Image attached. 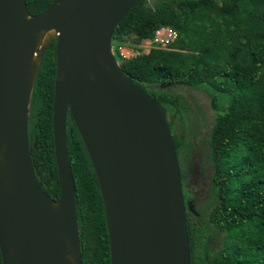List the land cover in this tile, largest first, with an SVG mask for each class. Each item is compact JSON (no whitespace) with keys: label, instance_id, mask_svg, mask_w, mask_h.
Masks as SVG:
<instances>
[{"label":"water","instance_id":"water-1","mask_svg":"<svg viewBox=\"0 0 264 264\" xmlns=\"http://www.w3.org/2000/svg\"><path fill=\"white\" fill-rule=\"evenodd\" d=\"M137 1L54 0L30 15L27 0H0V158L4 154L7 164L0 167L3 264H70L69 244L83 264L69 112L99 181L111 264H191L181 166L166 110L124 74L113 51L114 31ZM52 29L58 32V199L40 185L29 139L30 100L41 66L32 80L30 61L39 35Z\"/></svg>","mask_w":264,"mask_h":264},{"label":"trees","instance_id":"trees-1","mask_svg":"<svg viewBox=\"0 0 264 264\" xmlns=\"http://www.w3.org/2000/svg\"><path fill=\"white\" fill-rule=\"evenodd\" d=\"M53 1L27 0L28 13L38 15ZM216 1L159 0L152 6L149 0H138L115 29L113 40L138 42L162 25L178 30L179 38L170 48L121 61V68L165 108L179 158L183 150L194 151L196 142L189 147L185 131H175L185 125V104L174 89L198 79L214 100L219 95L229 98L211 130L205 196L199 197L189 166L180 165L191 264H264V0H225V7L219 8ZM56 42L54 37L42 59L29 108L35 171L54 199L60 196L53 130ZM197 45L201 47L196 52ZM67 145L77 189L82 263L111 264L99 181L70 112ZM212 229L221 235L216 247L208 240Z\"/></svg>","mask_w":264,"mask_h":264},{"label":"rangeland","instance_id":"rangeland-1","mask_svg":"<svg viewBox=\"0 0 264 264\" xmlns=\"http://www.w3.org/2000/svg\"><path fill=\"white\" fill-rule=\"evenodd\" d=\"M159 0H149L152 6H155ZM226 4L225 0H217L215 7ZM201 45H197L196 52L200 50ZM180 50V49H176ZM174 92L179 94L185 104V125L180 126L175 131L181 133L185 131V139L190 147L191 142H196V149L190 153L182 151V157L179 158L180 165L189 166V171L197 180V193L199 197L206 195L209 189V180L211 175V167L209 166V152L211 149V130L217 112L229 104L227 96H218L217 100L198 79L193 80V85L175 88ZM187 152V151H186ZM220 234L215 229L210 230L209 243L212 247H216Z\"/></svg>","mask_w":264,"mask_h":264},{"label":"built area","instance_id":"built-area-1","mask_svg":"<svg viewBox=\"0 0 264 264\" xmlns=\"http://www.w3.org/2000/svg\"><path fill=\"white\" fill-rule=\"evenodd\" d=\"M179 38V32L170 25H162L158 27L152 37L141 41L127 39L122 42L113 40V51L115 56H119L121 61L133 60L143 55L149 54L154 49H168Z\"/></svg>","mask_w":264,"mask_h":264},{"label":"bare ground","instance_id":"bare-ground-1","mask_svg":"<svg viewBox=\"0 0 264 264\" xmlns=\"http://www.w3.org/2000/svg\"><path fill=\"white\" fill-rule=\"evenodd\" d=\"M58 32L54 29L52 30H47L41 33L37 39V52L33 56V58L30 61V72H31V79L33 80L36 72L39 69V66L41 64L42 60V54L44 50L49 46V44L52 42L53 38L57 36ZM7 164H6V158L5 155L3 154L0 158V167L2 170H5ZM56 207L58 205H55ZM68 259L70 261V264H77L72 246L69 244V253H68Z\"/></svg>","mask_w":264,"mask_h":264}]
</instances>
